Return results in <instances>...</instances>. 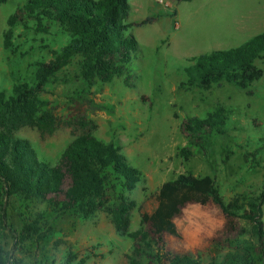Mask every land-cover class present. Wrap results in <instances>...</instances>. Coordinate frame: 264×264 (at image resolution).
<instances>
[{
	"label": "rangeland",
	"instance_id": "obj_1",
	"mask_svg": "<svg viewBox=\"0 0 264 264\" xmlns=\"http://www.w3.org/2000/svg\"><path fill=\"white\" fill-rule=\"evenodd\" d=\"M26 0H6L0 5V89H11L19 80L33 76V63L48 61L57 42L49 34L14 28L13 47H3L6 20ZM126 33L138 48L121 76L111 82L86 87L79 76L77 59L63 66L41 92L52 123L45 129L23 126L15 133L27 139L39 157L54 162L67 144L79 135H92L118 145L127 160L144 175L143 183L129 194L134 202L128 229L139 228L142 213L156 205L159 186L178 174L210 175L225 201L255 196L264 184V148L256 150L264 132V73L249 89L230 84L209 89L179 87L183 69L192 57L240 45L264 31V0H128ZM145 23H141L142 21ZM49 45V47H47ZM258 66H262L257 62ZM127 75L130 76L126 82ZM219 106L229 109L238 130L229 126L225 135L210 138L205 149L188 145L183 123ZM187 147V159L179 149ZM17 203H19L17 201ZM38 203L33 210L43 209ZM264 226V204L262 205ZM9 222L20 229L17 215L8 208ZM178 236L164 234L166 247L199 257L202 264L222 256L226 238L245 232L243 219L229 221L212 202L187 203L175 217ZM147 225L145 224V227ZM49 242L35 246L31 240L14 244L9 236L6 250L12 264H38L37 260L62 264L69 252L85 264H127L132 242L118 236L102 211L83 219L66 214L52 221ZM42 264V263H39Z\"/></svg>",
	"mask_w": 264,
	"mask_h": 264
},
{
	"label": "trees",
	"instance_id": "obj_2",
	"mask_svg": "<svg viewBox=\"0 0 264 264\" xmlns=\"http://www.w3.org/2000/svg\"><path fill=\"white\" fill-rule=\"evenodd\" d=\"M5 1L0 0V5ZM129 10L128 0H26L8 16L4 48L13 47L17 25L41 34H49L55 27L58 40L48 51V61L33 63L32 77L17 81L9 90L0 89V264H12L6 250L9 236L14 244L26 240L35 246L48 244L54 219L66 214L88 219L99 211L109 217L118 236L133 243L126 253L127 264H202L197 256L169 250L163 239L164 234L178 236L174 219L191 202H212L229 221L240 218L251 227L248 237L241 232L223 240L226 252L208 264H264V184L255 196L241 202L225 201L212 176L180 173L159 186L155 207L142 213L138 229L129 231L128 214L134 205L129 194L143 183L144 175L118 145L79 135L51 162L39 157L27 139L16 135L23 126L45 129L51 125L52 116L44 109L46 101L40 94L72 59H77L79 76L88 88L124 73L138 48L135 37L126 33ZM183 72L182 89L206 90L226 83L250 93L249 88L264 73V31L233 48L192 57ZM129 78L127 75L126 82ZM230 112L219 106L202 116L187 117L183 127L188 145L204 150L210 138L225 135L234 122ZM232 128L238 130L235 122ZM255 141L257 151L264 148V132ZM178 154L187 159L191 151L182 147ZM40 202L45 205L35 212L33 208ZM8 208L17 215L19 230L10 224ZM76 258L69 252L62 264H85L87 259ZM37 263L55 264L39 259Z\"/></svg>",
	"mask_w": 264,
	"mask_h": 264
}]
</instances>
